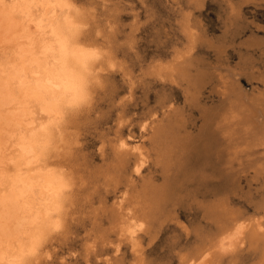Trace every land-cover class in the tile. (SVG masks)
Instances as JSON below:
<instances>
[{"label": "rangeland", "instance_id": "obj_1", "mask_svg": "<svg viewBox=\"0 0 264 264\" xmlns=\"http://www.w3.org/2000/svg\"><path fill=\"white\" fill-rule=\"evenodd\" d=\"M69 1L97 58L47 155L68 183L59 225L26 264H180L218 242L222 213L264 226V169L228 173L204 117L225 68L264 89V0ZM249 244L202 264H264Z\"/></svg>", "mask_w": 264, "mask_h": 264}, {"label": "bare ground", "instance_id": "obj_2", "mask_svg": "<svg viewBox=\"0 0 264 264\" xmlns=\"http://www.w3.org/2000/svg\"><path fill=\"white\" fill-rule=\"evenodd\" d=\"M71 9L69 0H0V25L13 30L11 44L0 51V264H26L59 225L68 183L47 155L67 112L88 95L97 58L95 47L79 39ZM232 70L215 76L220 106L204 117L217 136L224 169L261 174L264 89L246 91ZM222 215L218 242L208 240L180 257V264L205 263L215 247L235 243L262 242L264 250L260 221L246 228L240 215Z\"/></svg>", "mask_w": 264, "mask_h": 264}]
</instances>
